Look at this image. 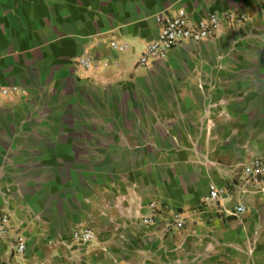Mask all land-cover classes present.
I'll return each mask as SVG.
<instances>
[{
  "label": "crops",
  "instance_id": "crops-1",
  "mask_svg": "<svg viewBox=\"0 0 264 264\" xmlns=\"http://www.w3.org/2000/svg\"><path fill=\"white\" fill-rule=\"evenodd\" d=\"M179 8L247 18L137 65ZM0 84V214L26 239L0 264H264V183L233 181L264 151V0H0Z\"/></svg>",
  "mask_w": 264,
  "mask_h": 264
},
{
  "label": "built area",
  "instance_id": "built-area-1",
  "mask_svg": "<svg viewBox=\"0 0 264 264\" xmlns=\"http://www.w3.org/2000/svg\"><path fill=\"white\" fill-rule=\"evenodd\" d=\"M246 18L247 16L244 12L235 10H225L222 12L211 11L205 17L199 19H193L184 8H179L174 13L161 12L156 15V20L159 25L158 35L148 42L138 59L137 65H147L150 61L162 59L172 47L180 45L187 40L199 41L212 39L223 29L226 22L237 24L246 20ZM110 44L117 50H126L128 48L127 43H121L117 40H111ZM77 63L84 69H89L94 66L92 57L86 53L78 57ZM18 89L19 86L17 85L6 86L0 84V99ZM234 178L235 180L233 181H243L244 184H254L257 187L263 188L264 151L255 155L250 161L243 163L241 173L235 175ZM220 197L221 189L215 183H211L208 194L205 197V202L219 201ZM150 206L152 208L156 207L154 203H151ZM246 209V205L241 202L235 205L232 213L241 215ZM142 221L145 224L154 222L153 214L142 216ZM171 226L176 228L183 226V219L179 212L175 213L174 219L166 225V229ZM11 230H13L11 226V212L9 209H5L0 214V237L9 236L12 252L23 254L26 250L25 236L19 229H14L13 233H10ZM93 236V230L87 227H76L72 231V239L75 241L88 242Z\"/></svg>",
  "mask_w": 264,
  "mask_h": 264
},
{
  "label": "rangeland",
  "instance_id": "rangeland-1",
  "mask_svg": "<svg viewBox=\"0 0 264 264\" xmlns=\"http://www.w3.org/2000/svg\"><path fill=\"white\" fill-rule=\"evenodd\" d=\"M13 93V92H12Z\"/></svg>",
  "mask_w": 264,
  "mask_h": 264
}]
</instances>
